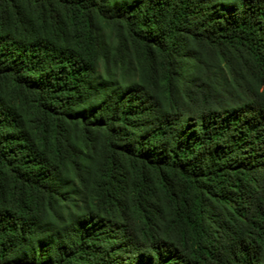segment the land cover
Returning a JSON list of instances; mask_svg holds the SVG:
<instances>
[{
    "label": "trees",
    "instance_id": "16d2710c",
    "mask_svg": "<svg viewBox=\"0 0 264 264\" xmlns=\"http://www.w3.org/2000/svg\"><path fill=\"white\" fill-rule=\"evenodd\" d=\"M0 264H264V0H0Z\"/></svg>",
    "mask_w": 264,
    "mask_h": 264
}]
</instances>
